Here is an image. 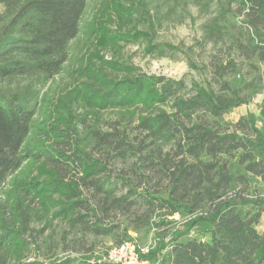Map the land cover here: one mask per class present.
I'll list each match as a JSON object with an SVG mask.
<instances>
[{
    "label": "trees",
    "instance_id": "1",
    "mask_svg": "<svg viewBox=\"0 0 264 264\" xmlns=\"http://www.w3.org/2000/svg\"><path fill=\"white\" fill-rule=\"evenodd\" d=\"M89 1L0 0V264H71L27 259L56 220L83 243L106 236L116 246L157 229L156 246L140 252L150 264H264V200L246 193L249 177L264 180V102L258 115L224 122L249 103L246 90H264V0H238L244 20L231 22L223 7L207 25L222 50L204 66L205 85L106 58L142 41L146 54L184 50L126 29L151 16L145 0H104L86 18ZM239 58L258 81L246 80ZM64 74L72 80L52 89ZM106 110L120 114L108 130L99 125ZM132 158L130 172L111 177L113 159ZM199 225L209 240L188 237Z\"/></svg>",
    "mask_w": 264,
    "mask_h": 264
},
{
    "label": "rangeland",
    "instance_id": "2",
    "mask_svg": "<svg viewBox=\"0 0 264 264\" xmlns=\"http://www.w3.org/2000/svg\"><path fill=\"white\" fill-rule=\"evenodd\" d=\"M104 0H90L86 13V18H90L99 8ZM130 2L131 0H123ZM147 9L150 10L151 16L143 15V18L134 19L132 23L127 24L126 29L136 25L140 30L149 33L148 42L154 44L171 43L181 46L184 52L168 54L160 57L157 54H146L144 48L147 41L140 43H130L122 50H108L104 54L106 58L116 57L126 60L148 74L165 75L177 80L185 79L190 85L193 81L205 85L210 80L209 70L205 71V65L210 62L213 55L221 54V42L216 43L214 38L207 36V25L214 18L219 16L221 9L229 8L231 11L227 17L231 22L245 19V12L240 2L234 0H145ZM141 12V11H140ZM142 13V12H141ZM151 20L154 28L149 27ZM234 31V30H233ZM232 28H231V32ZM226 38V36L224 37ZM76 43V42H75ZM75 43L73 45H75ZM78 49V48H77ZM242 65V72L247 81H258L260 72L250 66L244 58H239ZM263 68V66H261ZM242 76L237 75L230 78L232 86H238ZM72 78L68 74L62 77H56L52 84V89L57 90L59 85L70 82ZM49 85V84H48ZM48 85L43 89L47 90ZM259 86V85H258ZM217 89L218 86L215 85ZM261 87L246 90L249 103L243 105L225 116V123H235L241 115L248 112L259 114L260 107L264 102V90ZM120 114L115 110H106L100 114L99 125L108 130L111 124H116ZM123 124L126 121L123 120ZM261 126V123H258ZM235 171L242 170L234 160L230 162ZM135 165V159L132 158L126 162L119 159L112 161V178H116L122 172H130V168ZM248 188L246 193L249 197L264 200V180L259 177H249ZM241 188V187H240ZM178 221H183L187 217L176 215ZM125 216H119V220H124ZM44 224H34L35 229H40ZM260 233H264V213L260 223L257 226ZM157 229L146 228L140 232H131L130 236L141 249H150L156 246L158 239ZM68 233V234H67ZM169 240L171 235L166 233ZM66 236V237H65ZM189 238L198 240H209L210 236L207 226L199 225L194 227ZM83 235L77 230H71L69 225L64 222L54 221L53 226L47 228L42 236L36 240V244L31 240L29 251L27 252L28 261L40 260L48 263L50 260L63 258L73 259L71 264H80L84 260L101 262L106 253L116 246L115 239L106 236H89L87 242L82 241ZM39 247H36V246ZM138 264H150L149 261L140 259Z\"/></svg>",
    "mask_w": 264,
    "mask_h": 264
},
{
    "label": "built area",
    "instance_id": "3",
    "mask_svg": "<svg viewBox=\"0 0 264 264\" xmlns=\"http://www.w3.org/2000/svg\"><path fill=\"white\" fill-rule=\"evenodd\" d=\"M148 249H141L134 240L112 247L104 256L101 262L109 264H138L140 252H147Z\"/></svg>",
    "mask_w": 264,
    "mask_h": 264
}]
</instances>
